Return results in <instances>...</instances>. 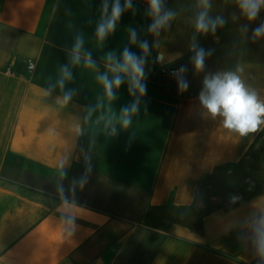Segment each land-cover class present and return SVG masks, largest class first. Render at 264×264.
<instances>
[{
	"label": "crops",
	"instance_id": "0c3cea01",
	"mask_svg": "<svg viewBox=\"0 0 264 264\" xmlns=\"http://www.w3.org/2000/svg\"><path fill=\"white\" fill-rule=\"evenodd\" d=\"M176 1L162 0L173 17L154 32L149 0H119L100 39L115 0H0V264H264V125L241 137L199 100L205 77L224 72L264 100V57L235 41L256 21L210 0L223 23L197 34L199 0ZM125 49L144 61L143 94L113 71ZM160 65L185 70L165 76ZM105 75L123 81L111 97ZM75 166L105 187H60Z\"/></svg>",
	"mask_w": 264,
	"mask_h": 264
},
{
	"label": "clouds",
	"instance_id": "9594fccd",
	"mask_svg": "<svg viewBox=\"0 0 264 264\" xmlns=\"http://www.w3.org/2000/svg\"><path fill=\"white\" fill-rule=\"evenodd\" d=\"M201 7L204 9L199 12L196 19V30L198 32H208L209 29L215 30L217 24H222L220 18L215 20L208 16V8L210 7V0H199ZM131 6V0H125V8ZM238 6L241 14L249 21L257 18L260 9L264 7V0H238ZM150 15L154 22L150 26V31H158L160 28L167 25L169 20L173 17L171 11L162 13V0H149ZM103 11L106 14L108 11L107 3L103 6ZM123 9L121 8L119 0H115L111 16L107 19H102L97 27V36L100 39L113 31L117 20L120 18ZM254 38L264 36V23L253 30ZM131 40L135 42L136 33L131 31ZM82 41L77 40L74 48L73 63H78L80 56L79 50ZM140 47L147 51V41L141 42ZM195 49V45H193ZM211 54L210 52L208 53ZM111 58V57H110ZM205 51L200 49L196 51L194 58V65L197 71L202 70L204 66ZM87 63L91 65L93 62L89 56ZM144 61L141 57L136 56L135 53L125 49L123 52V63L116 65L113 68L114 72L123 71L130 75V91L139 90L143 94L146 89L141 80L144 76L143 70ZM185 69L181 68L183 72ZM239 71V70H238ZM65 77H70V73L65 68L63 71ZM107 95H113V86L119 87L122 84V79L119 75L114 80H109L108 77H100ZM63 81H61V85ZM181 91L187 88V84L181 80L179 83ZM70 94H66L64 99L68 100ZM201 105L206 109L207 113L213 117H221L223 127L230 132H234L239 136H247L250 133L257 132L262 125H264V100L260 99L256 91L248 88L241 76L237 72H224L214 75L206 76L203 81V89L199 94ZM137 110L136 104L131 106V109L125 108L124 114L127 116L129 111L135 112ZM130 123L129 119L123 120V125L127 127ZM258 251L261 256H264V222L261 223V229L258 237Z\"/></svg>",
	"mask_w": 264,
	"mask_h": 264
},
{
	"label": "rangeland",
	"instance_id": "374dc122",
	"mask_svg": "<svg viewBox=\"0 0 264 264\" xmlns=\"http://www.w3.org/2000/svg\"><path fill=\"white\" fill-rule=\"evenodd\" d=\"M176 2L182 5L180 7H183L184 9H188V10L193 9V7L195 6V0H177ZM210 4H211V1H210ZM214 4L215 6L218 7L219 12L221 10V12L225 13L226 16L230 14L234 16H238L239 14H241V11L238 6V0H215ZM209 10H210V7L208 8V16H209ZM245 19L248 20L246 17ZM254 21H256V23H252L249 25V27L251 28V29L249 28L251 32V36L250 37L235 36V41L239 44L240 43L246 44L250 48H252V50H257L258 52H260V53H257L256 56L264 57V36H261L258 38H254L253 36V30L257 28L258 26H260L262 23H264V7L260 9V12L257 18L253 20V22ZM209 32H210V29L206 33L209 34ZM202 33L205 34V32H202ZM197 34H198V31H197ZM194 42H195V37L192 38L191 44ZM58 185L60 187L64 186L66 188L84 187L85 185V187L89 189H91V187L93 186H98L99 188L105 187L104 181H101L99 177L87 171L86 169L78 167V166L74 167L72 175L70 176L67 182H64L63 184L59 183ZM67 192L79 198L85 197V196H81L80 193H78V191L68 189ZM143 261L144 259H142L138 264H142Z\"/></svg>",
	"mask_w": 264,
	"mask_h": 264
},
{
	"label": "built area",
	"instance_id": "2783aa9c",
	"mask_svg": "<svg viewBox=\"0 0 264 264\" xmlns=\"http://www.w3.org/2000/svg\"><path fill=\"white\" fill-rule=\"evenodd\" d=\"M31 65H29V69ZM158 74L165 75V76H176L180 73L179 68L177 67H170L166 65H160L157 70Z\"/></svg>",
	"mask_w": 264,
	"mask_h": 264
}]
</instances>
